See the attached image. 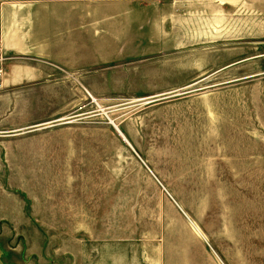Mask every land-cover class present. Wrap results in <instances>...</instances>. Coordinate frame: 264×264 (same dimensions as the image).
<instances>
[{"label":"rangeland","instance_id":"374dc122","mask_svg":"<svg viewBox=\"0 0 264 264\" xmlns=\"http://www.w3.org/2000/svg\"><path fill=\"white\" fill-rule=\"evenodd\" d=\"M133 1L128 55L0 89V264H264V0Z\"/></svg>","mask_w":264,"mask_h":264},{"label":"crops","instance_id":"0c3cea01","mask_svg":"<svg viewBox=\"0 0 264 264\" xmlns=\"http://www.w3.org/2000/svg\"><path fill=\"white\" fill-rule=\"evenodd\" d=\"M53 1L49 10L42 11L40 1L25 0L2 21L0 45L8 57L6 85L28 80L64 81L73 74L89 80V66L106 65L119 55H128L127 49L135 46L133 0ZM90 1L102 9L90 8ZM127 3L128 15L121 9ZM126 18L129 28L123 36L120 23Z\"/></svg>","mask_w":264,"mask_h":264},{"label":"built area","instance_id":"2783aa9c","mask_svg":"<svg viewBox=\"0 0 264 264\" xmlns=\"http://www.w3.org/2000/svg\"><path fill=\"white\" fill-rule=\"evenodd\" d=\"M8 59L7 55H5L3 48L0 45V89L4 85L5 78V61Z\"/></svg>","mask_w":264,"mask_h":264},{"label":"bare ground","instance_id":"6f19581e","mask_svg":"<svg viewBox=\"0 0 264 264\" xmlns=\"http://www.w3.org/2000/svg\"><path fill=\"white\" fill-rule=\"evenodd\" d=\"M85 90H86L87 94L92 98V100L95 101L98 104V106H102L99 103L98 99L93 95V93L89 89H85ZM62 119H66V118H62ZM109 119H110V123L114 126V128L116 129V131L121 135V137L123 139H125L129 143V140L127 139V137L125 136V134L121 131V129L119 128V126L111 118H109Z\"/></svg>","mask_w":264,"mask_h":264}]
</instances>
